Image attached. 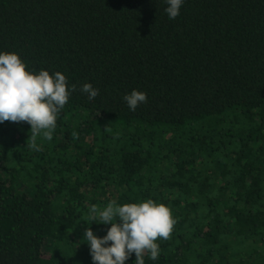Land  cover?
<instances>
[{
	"label": "trees",
	"instance_id": "16d2710c",
	"mask_svg": "<svg viewBox=\"0 0 264 264\" xmlns=\"http://www.w3.org/2000/svg\"><path fill=\"white\" fill-rule=\"evenodd\" d=\"M165 7L0 0V51L76 86L50 140L0 123V264H93L90 206L149 198L176 223L145 264H264V0Z\"/></svg>",
	"mask_w": 264,
	"mask_h": 264
},
{
	"label": "clouds",
	"instance_id": "9594fccd",
	"mask_svg": "<svg viewBox=\"0 0 264 264\" xmlns=\"http://www.w3.org/2000/svg\"><path fill=\"white\" fill-rule=\"evenodd\" d=\"M184 2L164 0L169 20L180 15ZM75 90L76 86L68 84L61 72L27 70L18 53L0 51V123L26 122L33 142L37 136L52 138L61 110ZM79 90L90 101L99 95V89L91 83H84ZM123 101L134 112L146 103L147 94L133 89L123 96ZM88 215L102 221L97 224L109 225L103 236L94 234L89 227L84 231L93 264H126L133 253L135 264H145V252L148 259L156 261L161 254L157 239L167 240L176 223L171 209L151 198L124 204L110 200L103 208L93 204Z\"/></svg>",
	"mask_w": 264,
	"mask_h": 264
}]
</instances>
